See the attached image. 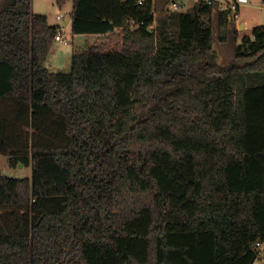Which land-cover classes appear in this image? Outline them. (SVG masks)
Here are the masks:
<instances>
[{"label": "trees", "instance_id": "trees-1", "mask_svg": "<svg viewBox=\"0 0 264 264\" xmlns=\"http://www.w3.org/2000/svg\"><path fill=\"white\" fill-rule=\"evenodd\" d=\"M154 4L73 0L72 33L101 40L74 47L67 72L46 65L60 25L32 0L0 9V154L33 169L0 173V209L18 219L0 264L260 258L264 25L221 63L213 4L173 11V32ZM235 16L218 10L221 42Z\"/></svg>", "mask_w": 264, "mask_h": 264}, {"label": "rangeland", "instance_id": "rangeland-1", "mask_svg": "<svg viewBox=\"0 0 264 264\" xmlns=\"http://www.w3.org/2000/svg\"><path fill=\"white\" fill-rule=\"evenodd\" d=\"M9 0H0V9L4 7V5ZM198 0H183V1H177L178 4H182V6L175 7L172 5L171 1L166 0H155L154 4V14L155 19L158 22L160 19H166L171 25V31L175 29V25L172 23L173 18L170 17V14L173 11H176L175 13H179L181 11H189L192 9L193 5ZM233 0H215V3L213 4L214 10L212 13L213 21V49L215 53L217 54V59L221 63H227L233 58L236 43L240 42L243 37L245 36H253V30L255 27L264 25V0H249L247 4H243L238 7L237 10H235L237 16H235L232 19L231 22V30L228 41L221 42L218 37V10L225 7L228 3H230ZM32 9L36 13H43L48 16L49 22L54 25H63L65 27L64 34L68 37L70 40L68 44H65L62 41L55 40L54 45L50 51V54L48 56V59L46 61V65L49 67L51 71L54 72H67L71 70L72 67V53L74 47L80 46L85 47L86 44L92 43L94 40L100 41L101 38L99 37H93L89 36L86 37L84 35L76 36L74 38L71 28V20H72V12H73V0H67L64 5H59L57 0H32ZM62 15L61 18H58V15ZM155 21V23H156ZM237 24L240 25L239 29L237 27ZM236 27V28H235ZM60 29H63L62 27ZM238 33V34H237ZM73 36V37H72ZM225 45V46H222ZM264 81V76L262 77ZM262 81H252L251 85H255L257 83H260ZM10 105V102H9ZM11 111L8 106L7 113ZM26 132L28 128H25ZM12 147H10V150L8 152H2L0 154V173L5 172L8 176L12 177H30L32 175V166H26V165H18L12 167L10 165V152ZM6 210L5 207H2L0 209V226H3V228L0 231L7 232L12 228V225L14 223L18 222L17 217L10 216L9 211ZM21 214H25V211H22ZM26 215V214H25ZM22 216V219H24V225L23 229L26 228V217ZM262 256H264V251L262 253ZM258 264H264V257L259 258L256 260Z\"/></svg>", "mask_w": 264, "mask_h": 264}, {"label": "built area", "instance_id": "built-area-1", "mask_svg": "<svg viewBox=\"0 0 264 264\" xmlns=\"http://www.w3.org/2000/svg\"><path fill=\"white\" fill-rule=\"evenodd\" d=\"M206 1L208 3H211V4H214L215 3V0H206ZM144 2H145V0H139V3L140 4H143ZM247 2H249V0H233L230 3H228L225 7H223L222 9L229 8L233 12H235V10L238 9L239 4H241V3H247ZM172 5L175 6L176 8L179 7V6H181V4L179 5L176 1H173L172 2ZM236 16H237V14H236ZM61 17H62V15L59 14L58 15V18H61ZM55 40L62 41L65 44H68L69 41H70L68 39V37L64 34V30L63 29H59V31L57 32V34L55 36ZM256 246L261 251L260 258L263 257L262 256V253L264 251V239L257 241Z\"/></svg>", "mask_w": 264, "mask_h": 264}, {"label": "crops", "instance_id": "crops-1", "mask_svg": "<svg viewBox=\"0 0 264 264\" xmlns=\"http://www.w3.org/2000/svg\"><path fill=\"white\" fill-rule=\"evenodd\" d=\"M166 1H171V0H166ZM176 1V0H175ZM178 1V0H177ZM179 1H183V0H179ZM178 3V2H177ZM248 3V2H247ZM247 3H241V4H239V6H241V5H243V4H247ZM181 6H182V4H181ZM71 23H72V20H71ZM62 28H63V30L65 31V27L63 26V25H60ZM237 27H238V29H239V27H240V25L239 24H237ZM236 28V27H235ZM238 34V33H237ZM230 35V34H229ZM73 36H74V38L76 37V36H80V35H78V34H73ZM72 36V37H73ZM89 36H95V35H89ZM225 43H227V42H225ZM238 43V42H237ZM236 43V44H237ZM222 46H225V45H222ZM234 57V56H233ZM232 59V58H231ZM1 174H6L5 172H2ZM253 264H258L257 263V261H255Z\"/></svg>", "mask_w": 264, "mask_h": 264}, {"label": "water", "instance_id": "water-1", "mask_svg": "<svg viewBox=\"0 0 264 264\" xmlns=\"http://www.w3.org/2000/svg\"><path fill=\"white\" fill-rule=\"evenodd\" d=\"M20 165H22V164H20Z\"/></svg>", "mask_w": 264, "mask_h": 264}]
</instances>
